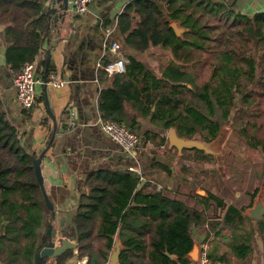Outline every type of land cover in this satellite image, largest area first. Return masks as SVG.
<instances>
[{
    "label": "trees",
    "instance_id": "obj_1",
    "mask_svg": "<svg viewBox=\"0 0 264 264\" xmlns=\"http://www.w3.org/2000/svg\"><path fill=\"white\" fill-rule=\"evenodd\" d=\"M53 1L57 0H49V6L43 8L42 0H0V23H4L7 41L4 58L13 74L24 61L34 59L48 35ZM116 20L123 41L132 48L144 50L158 45L168 48L174 58L157 74L133 54L125 53V70L113 76L111 85L99 88V115L122 120L135 130L137 115H143L164 129L174 127L181 136L198 134L202 140L212 139L221 130L217 112L222 119L227 118L235 94L255 77L259 64L249 50L251 46L262 43L259 49L264 64V10L248 15L224 0H127ZM172 21L185 28L181 35L174 31ZM212 45L215 52L209 73L198 79L199 52ZM51 67L48 60L47 73ZM260 83L264 86L263 80ZM251 92L248 90L242 100ZM140 134L168 144L167 136L156 130L146 129ZM247 142L264 153V139L249 135ZM193 150L207 155L201 149ZM154 163L170 169L168 164ZM139 181L140 174L127 167H97L86 173L88 189L81 194L72 216L78 255H87L86 264L107 260L116 233L122 243L119 264H188L186 252L194 241L191 225L208 222L204 213L211 200L219 209L216 215L233 227L229 242L233 252L245 259L252 251L253 227L244 233L235 231L249 219L243 206L207 191L206 195L198 194L203 204L197 208L168 195L162 187L138 186ZM48 211L31 153L20 143L0 96L1 264L34 263L35 251L48 238L44 233L42 243H38V227ZM256 223L264 232V217L257 218ZM65 227V236L75 233L72 224ZM72 249L55 255L53 263L63 264ZM209 256L211 264H216L210 252ZM45 262L46 256H42L38 264Z\"/></svg>",
    "mask_w": 264,
    "mask_h": 264
},
{
    "label": "crops",
    "instance_id": "obj_2",
    "mask_svg": "<svg viewBox=\"0 0 264 264\" xmlns=\"http://www.w3.org/2000/svg\"><path fill=\"white\" fill-rule=\"evenodd\" d=\"M126 1L90 0L88 8L79 14H73L68 9L62 10L61 2L51 3L52 7L49 8L51 24L48 35L44 38L33 60L37 71L43 75V60L49 49L51 68L56 70L64 82L60 85H54L50 81L37 83L36 98L29 108L20 107L15 98L14 74L4 58L7 44L3 32L4 23H0V72L2 74L0 96L6 117L16 127L22 146L34 155L39 154L54 130L52 140L41 157L40 168L44 189L55 207V212L53 216L50 209L44 213L43 222L38 227V243L40 244L43 234L47 235L48 222L56 230L55 242H59L63 237L61 231L66 225L64 218L66 210H71L74 214L81 194L88 189L85 175L90 169L97 167H131L141 174L138 186L144 185L147 189L154 186L162 187L168 195L202 208L203 203L198 195L201 193L191 192L190 197L180 188V184H185L186 181L182 174L172 170L173 163L170 162L169 153L174 148H169L171 146L168 144L166 146L164 143H156L149 138H142L132 154L126 152L110 138L98 124L99 88L103 85H111L113 79V76H105L96 67V61L103 49L102 26L114 23V36L120 41L124 53L133 54L150 68V64H146L143 56L145 51H149V47L144 50L132 48L123 41L118 29L117 14ZM224 1L232 2L236 9L248 15L264 10V0ZM42 2L43 8L49 6V0H42ZM105 19H107L106 22H104ZM70 109L74 111L73 124H70L68 115ZM136 118L138 120L136 131L139 133L152 129L167 135L168 129L151 123L148 116L137 115ZM155 161L168 164L170 169L166 170L158 163H154ZM214 218L210 224L207 221L192 224L191 233L194 240L198 242L201 239L211 238L209 251L211 256L215 257L216 264H264V232L257 229V218L252 223L248 221L247 225L244 221L241 224L242 228L235 230L237 233H244L246 228L253 227L252 251L245 259L238 257L229 245L233 238V227L222 222L220 215ZM72 250L73 254L67 256L63 264H86L87 255L78 256L75 254L76 250L74 248ZM46 261H49L48 264L53 263L54 256H46Z\"/></svg>",
    "mask_w": 264,
    "mask_h": 264
},
{
    "label": "rangeland",
    "instance_id": "obj_3",
    "mask_svg": "<svg viewBox=\"0 0 264 264\" xmlns=\"http://www.w3.org/2000/svg\"><path fill=\"white\" fill-rule=\"evenodd\" d=\"M259 45L262 49V43L249 49L255 54L259 64L253 81L242 92L235 94L227 118L222 119L219 112L216 114L221 122V130L217 135L218 153L203 151L207 154L203 155L189 147L182 148L180 154L175 151L176 148L169 153L170 162L173 163L172 170L182 174L186 181L185 184H180V188L185 190L187 196L191 197L192 193H197L196 191L202 188L206 192L218 194L226 202L243 206L244 212L259 189H263L264 199V153L259 146L254 147L247 142L249 135L264 139V86L260 83V80L264 81V64L261 61ZM211 49L215 50V45L207 51L199 52L198 79L205 78L209 73L215 52ZM143 56L146 64H150V68L157 74L167 62L174 59L168 48L158 45L150 46L149 51H145ZM248 90L252 92L244 101L242 96ZM193 137L200 138L198 134ZM218 211L211 200L204 213L208 218V224L214 221ZM248 216L249 219L245 220L246 225L248 221L252 223L255 220L254 217ZM210 239L208 238L209 242ZM74 250L78 255L77 247H74ZM3 256L4 254L0 256V264ZM191 262L194 263L190 261L188 264ZM48 263L49 261H46L45 264Z\"/></svg>",
    "mask_w": 264,
    "mask_h": 264
},
{
    "label": "built area",
    "instance_id": "obj_4",
    "mask_svg": "<svg viewBox=\"0 0 264 264\" xmlns=\"http://www.w3.org/2000/svg\"><path fill=\"white\" fill-rule=\"evenodd\" d=\"M89 1L90 0H67L66 9L73 14L83 13L88 8ZM114 29V23H108L102 26L101 38L103 49L100 57L96 61V67L101 69L103 74L107 77H112L124 71L125 62L127 61L120 41L114 36ZM46 81H50L54 85H60L64 82V79L58 76L55 69L51 68L44 80L42 73L37 71L34 60L24 61L20 69L13 76L15 98L19 106L22 108L31 107L36 98L37 83ZM68 115L70 124H73L74 111L70 109ZM98 124L100 128L126 152L134 154V149L142 140L141 134L138 131L130 128L122 120L116 118H102L100 115L98 116ZM129 169L133 168L130 167ZM137 172L140 174L139 171ZM198 244L199 259L195 261L194 264H211L209 241L207 239H201Z\"/></svg>",
    "mask_w": 264,
    "mask_h": 264
},
{
    "label": "water",
    "instance_id": "obj_5",
    "mask_svg": "<svg viewBox=\"0 0 264 264\" xmlns=\"http://www.w3.org/2000/svg\"><path fill=\"white\" fill-rule=\"evenodd\" d=\"M61 2L60 8L62 10L66 9L67 7V0H57ZM171 26L173 27L174 31L176 34L181 35L182 31L185 29L182 26L178 25L177 21H172ZM49 49L47 50V54L44 59V65H43V78L44 80L46 79V74H47V64L49 60ZM53 118V115H52ZM54 134V130L50 134L45 146L42 148V150L39 152V154L34 155L31 153V158H32V164L34 168V172L37 178V181L40 185L41 191L43 193L45 202L47 207L51 210L52 216L54 215L55 212V207L48 197L44 185H43V176L41 173V168H40V160L41 157L45 151V149L49 146L52 137ZM167 139H168V146H174L177 149L178 154L181 153L182 148L184 147H189V148H197L201 149L205 152H210V153H218L219 151V142L217 140V136L213 137L210 140H202L200 138L196 137H186V136H181L176 132V129L174 127L168 128L167 131ZM198 193L201 194H206V191L202 188L197 190ZM263 189H259L252 201V203L246 207L245 212L254 217V218H261V216L264 213V200H263ZM72 215L73 212L71 210H66V218H65V223H70L73 225L75 233L73 235L65 237V231L66 227L64 226L62 229V235L63 237L60 238L59 242H55L54 237H56V230L52 227V224L50 222L47 223V240L41 244V246L35 251L34 253V263L33 264H38L39 258L42 256H55L59 253H62L64 250L67 248H74L76 247L77 243V236H76V229L74 222L72 221ZM3 225L4 223H0V234L3 232ZM122 248V243L121 240L116 233L114 236V243L111 247L110 253L108 254L107 261L103 264H119V253ZM166 253L170 257H174L173 253ZM186 256L188 259L192 261H197L199 259V244L198 241L194 240L192 243L191 248L186 252Z\"/></svg>",
    "mask_w": 264,
    "mask_h": 264
}]
</instances>
